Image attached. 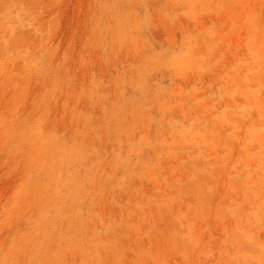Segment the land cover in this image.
I'll return each mask as SVG.
<instances>
[{
  "label": "rangeland",
  "instance_id": "374dc122",
  "mask_svg": "<svg viewBox=\"0 0 264 264\" xmlns=\"http://www.w3.org/2000/svg\"><path fill=\"white\" fill-rule=\"evenodd\" d=\"M0 264H264V0H0Z\"/></svg>",
  "mask_w": 264,
  "mask_h": 264
}]
</instances>
